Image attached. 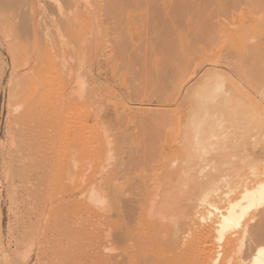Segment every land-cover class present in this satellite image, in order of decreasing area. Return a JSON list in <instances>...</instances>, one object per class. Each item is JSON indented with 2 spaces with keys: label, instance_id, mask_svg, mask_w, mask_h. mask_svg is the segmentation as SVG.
<instances>
[{
  "label": "rangeland",
  "instance_id": "1",
  "mask_svg": "<svg viewBox=\"0 0 264 264\" xmlns=\"http://www.w3.org/2000/svg\"><path fill=\"white\" fill-rule=\"evenodd\" d=\"M77 1L87 7L85 13H75L70 0H0V264H113L118 252L115 217L106 187L125 188L132 181L152 180L153 175L164 177L170 172L184 182L182 189L189 196L188 191L198 189V183L211 180L209 198L201 203L213 205L212 210L217 211L227 204L226 190L233 186L238 190L243 179H252L264 169V153L259 154L264 149V83L260 77L264 76V35L255 32L256 19L264 22V0H178L167 14L153 10L156 3L150 6L144 0H128L129 4L127 0ZM98 1L104 9L91 10ZM120 1L122 8L116 6ZM107 4L113 11L105 10ZM120 13L119 26L114 22L119 21ZM37 26L55 64H61L63 56L53 44H67L66 59L72 62L73 37L86 41L80 53L81 83L74 82L78 73L67 76L74 82L70 120L64 147L47 159L54 166L48 174L24 173L22 169L32 164L33 156L22 155L15 165L8 160V154L20 148L19 142L13 144V132L21 106L20 98L11 92L10 67L15 66V76L28 68ZM246 43H257L259 51L252 58H239L236 52ZM191 52L190 69L183 70L182 55ZM225 107L233 113L232 122L224 123L225 128L222 124L218 135L202 139L200 146L212 150L225 141L231 146L230 150L224 146L228 155L202 169L195 168V158L176 164V153L183 146L182 114ZM162 151L167 156L163 163L156 167L147 164ZM195 190L191 194L197 197ZM205 205L200 208L201 212L203 207L207 209V215L212 210ZM208 215L211 220L204 223L214 232L216 215ZM202 220L196 226L205 225ZM205 226L201 230L207 231ZM200 228L189 230L184 248L178 250L185 261L190 258L187 263L194 264L203 252H209L212 240L220 244L212 231V240L203 239ZM238 246L231 264H252ZM208 254L206 264L211 261Z\"/></svg>",
  "mask_w": 264,
  "mask_h": 264
},
{
  "label": "bare ground",
  "instance_id": "2",
  "mask_svg": "<svg viewBox=\"0 0 264 264\" xmlns=\"http://www.w3.org/2000/svg\"><path fill=\"white\" fill-rule=\"evenodd\" d=\"M117 1L115 0V2ZM156 1L144 0L143 2H147L148 4H150V6H152L153 3L154 5L156 3L154 7L152 6L153 10H157V12L161 14H167L170 11H173L172 8L176 7V3L178 0H158L159 2ZM70 2L73 3L72 6H74L75 13L82 14L86 12L85 10L87 9V7L85 6L84 8H82V5L77 0H70ZM98 2L97 4L95 3L97 5V7L95 5V9H92V6H90V9L96 10L97 8L98 11H102L104 8L102 9V4ZM123 2L125 1L123 0ZM128 2L129 1L127 0L126 3ZM111 3L112 2H110L109 4ZM109 4H107L108 7H106L105 10H107L108 8L110 10L111 8V10L113 11L112 7H110L111 5L109 6ZM117 4L118 5L114 3V5H116L117 7L122 8L121 5H119L121 4V1ZM89 5L90 4L87 5L88 8ZM120 15V18L118 19L119 21L114 22L119 26L122 24L123 13H120ZM84 17L85 16H83V18ZM159 20L161 21L160 18ZM256 20L257 23L255 32H259L262 36L264 35V22L259 19ZM39 25L40 24L38 22V26ZM65 25L70 27L71 23H67ZM38 26L36 27L35 32H33L35 36L34 49H32L33 60L29 63V66L25 72L21 74L17 73L16 76L15 66L11 64L10 69L13 71L12 75L15 76V78H13V76L11 75L12 78H10L9 76L10 79H8L10 82L13 81V84H11V88L13 91H10L13 92L14 96L20 98L21 104L20 108H18V115L15 117L17 128L14 130V134L12 133L13 136H15V138L17 139V143H15L16 139H13V144L19 145V142L20 148L16 147L15 149H13L8 154V160L15 165L20 161V157H23L25 154L28 155V157L30 155V159L33 156L32 164L25 169L21 168L22 170H24V173L28 172L32 174H41L45 171L46 173L47 171H52L54 169V166L50 164L47 159L49 158V156L51 158V155L53 154L56 155V152H61L62 147H64L66 137L65 131L67 130V126L70 120L68 111L71 101L70 90L72 87V83L76 82L77 85L81 83L80 74L82 63L80 59V53L86 45V41L83 40L82 37H73L72 46L74 59L72 62H68L66 56L69 46H67V44L63 42H58L56 45H52L48 40V44H51L53 47L55 46V48H57L56 46H58L57 50H60L63 56V61L61 60L62 63L55 64L50 58L51 54L48 52L49 49L47 50V54L43 46L42 39L39 36ZM258 38L260 39V36L257 37V39ZM45 41L47 42V40ZM258 51L259 47L257 43H246L242 46V48H239L237 50L236 55H238V57L242 59H244L243 57L252 58ZM193 52L195 53V51ZM193 52H191L190 54L184 53L182 55L183 58L181 61L183 64V70L185 69L188 71V69H190L188 67L194 60ZM114 54L115 56L113 58L116 57V53ZM250 61L252 62V60ZM255 62L252 64H255ZM256 66L255 69L257 68ZM75 73H78V75L76 76L80 78L78 80L76 78V81L71 82L67 76H72ZM194 73L197 74L196 71H194ZM260 77L262 82L264 83V76L262 75ZM186 78L188 77L186 76ZM187 83L188 82H186V84ZM177 86L178 84L176 85V87ZM182 87H185L184 84L180 86L181 89ZM76 106L80 108L79 103H77ZM232 115L233 113H231V110H226V107L223 109H213L210 111L191 109L187 113H183V131L180 138L183 146L182 149L176 153L174 159V161H176V164L178 162H184V160L188 158H195V168L197 167L198 169L199 167V169H202L214 159L228 155L227 152H229L231 146L229 145V147L227 145L228 143H225V141L221 142V144L224 143L226 145H222V147L220 144V146H217L216 148L214 147V149L212 150H208L204 146L202 149L201 146L203 144L202 139L207 136L218 135L219 132L217 134V130L220 126L222 127V124H226L227 122L231 123ZM262 119L264 120V118ZM262 119L260 120V123H262ZM225 124L224 128L227 125ZM256 124L258 123L256 122L255 126ZM196 137L198 138V140L195 139ZM197 145L200 147L198 148ZM224 146H226V148L228 146L229 150L227 149V152L226 149H224ZM75 151L81 152L80 147H78L77 149L75 147ZM262 153H264L263 148L261 149L259 154ZM165 159H167V156L163 153V151L158 152V154L154 155L147 161V164L149 163L150 166L152 165L153 167H156L157 165L163 163ZM172 164H174V162ZM132 182L130 183V185L128 183L129 186L126 185L127 187L125 186V188H123L124 186L122 185L121 187L116 186L113 190H111L112 188L108 187L104 189V191L110 192L108 194H110L113 199V210L115 217V223H113V235L116 243L115 248L118 251L117 255L115 254L116 256H114L115 258L113 257V264H190L191 262H186L189 261L190 258L189 260H187L186 258L185 261L183 259V257H185L183 252H181L182 254L179 253L182 250H180L179 252L178 250L180 246L184 248V246H182V242L184 243L186 241H184V239H186V234H190L189 230L193 231L194 228L196 230V227L198 230V228L201 227L200 225L202 223L206 225L203 226L207 227V224L206 222L204 223V220L210 218L209 216L211 215H208V213H212L217 216L216 217L212 215L213 217H215V225L218 226V228L214 232V229L211 231L215 233V241L221 244H214L213 240L211 239V236H214V234L208 229V227L207 231L201 230L203 226L200 228L198 233H201L200 235L204 237L203 239H205L206 237L209 238V240H212V246H208L209 252L206 250L209 254L205 253V244L202 246L203 251H205L202 252L205 253L206 256L208 254L209 259L212 261H208L209 264H217L218 262H220L219 264H231L233 262L232 260L235 257V250L238 244H240V246L238 247H240L241 253L243 251H246L247 256L251 257L250 261L252 262V264H264V245L262 244L264 242V169L260 170L252 179H243L240 182L241 184L239 185L240 188L238 190L235 186H233L230 190L228 189L229 191L226 190L227 192L225 193V197L228 198V201L224 199V202L226 200L227 204H225L224 206L218 205L219 208L216 205L218 210L216 209L217 211H215L213 208L216 213L212 212L213 210L211 206L213 205L210 206L207 204L208 206H206L205 204L201 203V201L209 198V193L207 190L210 189L209 185L212 182L211 180L200 182L197 185V187L199 186L198 189L194 188L193 190L191 189V191H188L189 193H193L192 191L196 189L195 192H197V197H194L195 194L192 195L191 193L188 196L187 191L185 189H182L184 182L178 180L170 172H167L164 177L153 175L152 180L143 179L139 182ZM211 185H213V183ZM210 191L211 190H209V192ZM214 192L212 191L211 193L213 194ZM232 194H235L234 196L236 197L234 198ZM220 196L222 197V195ZM220 196L218 198H220ZM91 197L94 198L95 195L91 194ZM230 197H233L234 199H230ZM96 198L97 197H95V199ZM210 198H212V196H210ZM97 201H99V199ZM201 204L205 205L206 208H209L210 206L212 211L207 212L206 215L204 212L207 211V209L205 210V208L203 207L204 210L202 209L201 212ZM198 219H203V222L199 225L200 227L196 226V224L199 223ZM213 221L210 222L212 223ZM208 224V226L210 227L211 224ZM193 225L196 227H194ZM216 226L214 228H216ZM210 229H212V226L210 227ZM197 235L199 236V234ZM187 242L189 243V241ZM223 242L224 244L222 245ZM188 245H190V243ZM218 247L223 250L219 248V251ZM206 248L207 246L205 247V249ZM202 255L199 258L196 256L198 258L196 263L194 261L196 257L195 259L193 258V263L206 264L205 262L207 261L205 260L207 259L205 258L207 257H205V255ZM192 256L194 257L195 255L193 254Z\"/></svg>",
  "mask_w": 264,
  "mask_h": 264
}]
</instances>
